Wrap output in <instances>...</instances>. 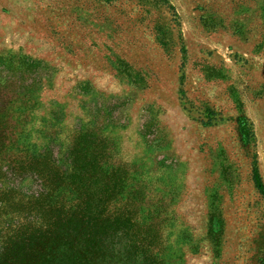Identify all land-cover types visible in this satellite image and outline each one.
<instances>
[{"label": "rangeland", "instance_id": "obj_1", "mask_svg": "<svg viewBox=\"0 0 264 264\" xmlns=\"http://www.w3.org/2000/svg\"><path fill=\"white\" fill-rule=\"evenodd\" d=\"M78 135L139 205L90 264H264V0H0V240Z\"/></svg>", "mask_w": 264, "mask_h": 264}, {"label": "trees", "instance_id": "obj_2", "mask_svg": "<svg viewBox=\"0 0 264 264\" xmlns=\"http://www.w3.org/2000/svg\"><path fill=\"white\" fill-rule=\"evenodd\" d=\"M237 122L248 139L247 121ZM95 141L89 135L75 137L67 177L53 172L46 162L37 164L35 171L51 192L28 202L32 220L3 234L0 264H90L107 258L114 240L133 238L137 244L139 205L135 199L120 201L125 188L118 177L120 168L109 171L104 166L102 143ZM253 183L264 202V182L257 168Z\"/></svg>", "mask_w": 264, "mask_h": 264}]
</instances>
